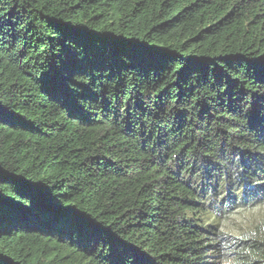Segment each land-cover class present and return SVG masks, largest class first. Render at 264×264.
Masks as SVG:
<instances>
[{
  "label": "trees",
  "instance_id": "1",
  "mask_svg": "<svg viewBox=\"0 0 264 264\" xmlns=\"http://www.w3.org/2000/svg\"><path fill=\"white\" fill-rule=\"evenodd\" d=\"M0 264H264V0H0Z\"/></svg>",
  "mask_w": 264,
  "mask_h": 264
}]
</instances>
